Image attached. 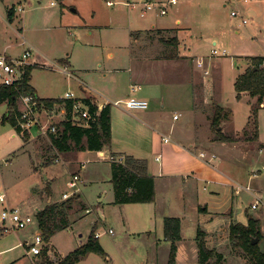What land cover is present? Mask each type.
Returning <instances> with one entry per match:
<instances>
[{"label":"rangeland","instance_id":"1","mask_svg":"<svg viewBox=\"0 0 264 264\" xmlns=\"http://www.w3.org/2000/svg\"><path fill=\"white\" fill-rule=\"evenodd\" d=\"M8 3H13L16 8L24 7L23 12L17 11L16 23L24 29L25 35L39 43L38 49L31 46L29 56V64L32 63L29 84L36 90L38 98H64L66 92L80 95V86L97 96L92 87L96 90L105 88L97 65L110 50L127 40L128 33L123 30L127 24L126 6H107L106 0H0L2 7ZM160 7H164L166 13L158 15L157 19L172 18V22L176 19L181 23L159 35L144 33L145 44L155 43L158 49V39L177 36L187 44V53L192 51L205 59L208 69L206 75L202 74V79L208 83L204 93L209 100L207 109L202 111L204 122L199 128L204 140L180 142L188 147L191 143V149L196 153L200 149L215 153L216 162L224 164V173L252 191L239 189L233 193L229 187L219 186L217 194L210 184H207V190H202L205 180L202 184H189L180 176L168 177L164 171L153 178V201L115 204L110 159L103 160L97 152H75L64 157L51 147L48 134L36 136L32 129L29 136L36 137L33 142H26L13 126L2 120L8 105L0 103V189L6 194L5 202L0 203V211L8 203L31 201L33 204L34 200L37 205L44 206L63 201L64 192L72 193L70 196L78 192L80 195V202L74 205L69 216L75 222L54 234V245L47 242L42 247V251L48 248L46 256L50 261H57L61 257L59 253L67 254L79 247L94 228L105 254L90 252L78 264H168L171 242L163 235L165 216L180 219L174 264H199V230L203 232L206 247L213 250L211 264H252L247 254L241 248L233 247L229 240V225L247 223L248 217L259 220L262 228L257 243L260 249L264 248V148H257L264 144V99L254 110L255 99L249 94L238 96L234 88L236 78L248 65V57L264 56V0H178L176 5H156L157 12ZM232 11L238 14L231 15ZM148 15L136 17L146 21L150 18ZM151 35L157 37L151 41ZM213 37L218 40L215 46L211 43ZM141 43L139 39L132 50L139 51ZM213 49L218 53L212 54ZM223 50L225 55H221ZM60 58L68 59L70 65L64 67ZM85 65L90 69L79 72L78 78L68 74L73 67ZM170 101L171 105L177 106L176 112H181L172 128V134L180 137L182 134L175 127L176 123L192 131L193 119L191 121L187 111L180 110L184 102H176L173 97ZM16 104L20 111L21 104L18 101ZM214 104L230 112L219 129L232 138L224 144L219 140H215V145L212 142L216 137V130L211 125ZM171 105L165 108L164 119L169 122L168 126L175 108ZM39 121L48 125L47 119L39 117ZM55 157L60 159L55 162ZM74 174L79 175L78 192L76 187L69 186ZM180 192H183L181 199ZM49 198L52 200L47 201ZM257 199V207L251 208ZM80 204L89 208L84 217ZM199 205L206 209L201 210ZM22 212L34 221L25 228L0 234V250L12 247L9 252L1 253V264L14 259L12 264H37L41 259V253L37 256L27 253L28 245L23 240L31 241L41 232L36 224V207L28 205Z\"/></svg>","mask_w":264,"mask_h":264},{"label":"crops","instance_id":"2","mask_svg":"<svg viewBox=\"0 0 264 264\" xmlns=\"http://www.w3.org/2000/svg\"><path fill=\"white\" fill-rule=\"evenodd\" d=\"M138 1L140 7H142L141 1L143 0ZM151 1L158 5L162 3L169 4L167 2L168 0ZM177 2L169 5H176ZM26 4H29V2H26ZM10 7H14L12 21H9L7 18V10ZM24 10L25 9L22 6L16 8L13 3L5 4L4 7L0 4V54L19 57L24 50L29 49L30 51L31 46L38 49L37 47L39 46V43L25 35L24 29L16 23L18 22L16 19L17 11L23 12ZM73 11H75V9ZM147 14H149L148 16L150 17L148 20L139 21L136 17L137 15L140 16L139 7H127V24L125 23V28H123V30H126L128 33L126 42L122 44V46L121 44L116 45L114 50H110L107 53V57L97 65L101 73V78L104 80L105 88H99L100 90H96V88L92 87L97 94V96H94L91 92H88L86 88L80 86L81 94H75L84 102V99L89 97L91 102L97 105L98 109H101L104 105H109L110 144L104 146L100 151L82 150L74 151L72 154L74 155L75 152H97V155L100 156V158H103V160H109L108 155L114 156L115 158L124 155H131L135 158L146 160L147 173L153 176V178H155L156 175L160 176V172L163 173L165 171V173L169 175L168 177H172V175L176 177L180 176L184 181L187 180V183L189 184L192 182H200V184H202V181L205 180L206 183L202 184V190H207V184H210L215 188L213 189L214 193H217V189L221 187H229L233 193H237L239 189L246 190L244 185L234 182L233 176L224 173L222 170L224 169V164H218L216 162L217 156L215 153L203 149H200L196 153L191 149V143H189L188 147L187 145H184L183 142H180L183 140L190 141L192 139L204 140L199 128L201 127V122H204V120H202V111L203 109H207L206 105L209 101L208 98H205L204 93L208 83H206V80L202 79V76L208 73V69L205 65V59L199 57L198 54H195V52H192L191 50V52L187 53V44L177 36L169 38L163 37V40L162 38L158 39L159 42H156V45L159 47L158 49L154 46L155 43L151 44L150 42H147L145 44L146 41L142 36L144 33L150 34V32H153L156 33V35H159L162 31L173 30L175 28L174 24L180 25L181 23L180 20L176 19L172 22V18L168 20L157 19L158 15L161 14H159L156 9L149 11ZM147 14L140 17H145ZM21 19H23V17H20V20ZM13 25H15V27ZM60 27L63 28L62 23L60 24ZM155 37L157 36L151 35L150 40L152 41ZM172 38L176 40V43L171 41ZM139 39L142 41V48L139 51L134 52L132 46H134V43ZM217 42L218 40L215 37L211 39L213 46L217 45ZM253 56L255 55L250 57ZM60 59L58 60L61 61ZM62 62L64 63V67L70 65L68 59H63ZM37 64L41 65L39 63ZM28 66H32V63L28 64ZM89 69L90 67L87 65L79 66L78 68L73 67L68 74L72 78H78L77 74L79 72L87 71ZM123 82L124 85L122 86L121 84ZM132 87H135V90H132ZM92 88L90 89L92 90ZM34 91L36 92V90ZM242 94L247 93L243 92L240 95ZM129 96L146 100L148 102V107L146 109L135 110L127 108L123 101ZM172 97L176 102H184V106H182L180 110L187 111L191 116V121L193 119L191 126L194 129L192 131H188L183 125H177L176 123L175 127L179 129L182 134L180 137H176L172 134L173 122H177L181 115V112H176L175 110L177 109V106L171 105L172 102L170 99ZM253 99H256V97H253ZM116 101L121 102L116 103ZM170 105L175 108L173 109L172 123L168 126L167 124H169V122L165 121L164 116L165 108ZM41 111H44L46 114H42ZM66 114L67 111L64 103L56 104L50 109L42 107L39 110V117H42L45 120L47 119L48 124L58 123L66 117ZM174 115H178V117L174 119ZM49 118H51V120ZM31 129L35 132V128L32 127ZM29 133L31 136V130L28 132V139L25 141L33 142V139L38 136V134L35 133L36 136L32 138L29 136ZM163 137H168L169 140L164 142ZM212 142L215 145V139ZM220 142L221 144H224L226 141ZM257 148L261 149L259 146ZM200 153H203L204 156L199 157ZM147 155H151V157L148 158ZM109 162L111 161L109 160ZM42 163L44 162L42 161ZM81 165L83 166L84 163L82 162ZM253 173L255 174V172ZM75 190L78 192V187H76ZM246 191L251 193L252 190L249 187V190ZM77 195H79V192ZM182 196L183 192H180L179 199H181ZM49 200L52 199L49 198L47 201ZM79 200H81L80 195ZM33 202L34 203L31 204V201H21L20 204L8 203L6 205L8 207L18 208L21 212L22 210H26L28 205L35 206L36 210L43 207L37 205V202L34 200ZM182 203L184 204V202ZM203 209L205 210L206 206H203ZM83 210L81 216L83 215L84 217L88 214L89 208L84 206ZM98 212L101 218H103L102 211L99 209ZM70 221V226L62 230L68 229L71 227L72 223L75 222L73 219H70ZM1 227L2 225L0 223V231H2ZM260 227L262 228V226ZM0 234L3 235V232H0ZM54 234L49 238V241H47L50 245H54L52 243V237ZM23 240L25 244L30 243L27 238H24ZM86 240L82 244H84ZM11 248L12 247L2 248L0 250V255L1 253L9 252ZM59 254L61 257L66 255V253ZM14 260L8 264L14 263ZM78 263L79 261L76 264Z\"/></svg>","mask_w":264,"mask_h":264},{"label":"trees","instance_id":"3","mask_svg":"<svg viewBox=\"0 0 264 264\" xmlns=\"http://www.w3.org/2000/svg\"><path fill=\"white\" fill-rule=\"evenodd\" d=\"M14 7L7 10V18L12 21ZM171 41L176 43L175 39ZM264 56L248 57V65L238 75L234 82V88L239 96L245 92L251 97H256L253 103V109L256 110L261 105L264 99V66L261 65ZM31 66H26L24 73L23 86L25 90L32 92L35 95L37 103L45 108H52L56 104L64 103L67 111L66 117L55 124V131L48 133L51 147L58 154L64 157L71 156L74 151L91 150L100 151L104 146L109 145L111 141L110 133V108L109 105H104L98 109L97 105L91 102L89 97L84 100L89 105V110L92 114L96 111L94 119L87 126L81 125L72 119L71 105L72 100L62 98H47L40 99L36 92L29 84ZM17 92L13 86H0V103L6 102L8 111L3 117V121H7L17 133H20L24 140L28 139L27 130H22L19 125L20 111L17 108ZM229 110L214 104V112L211 118V125L216 130L215 140L232 141V138L222 133L217 128L221 122L228 119ZM61 156V155H60ZM122 161H111V183L114 193V203H144L151 202L154 199V179L153 176L147 173V163L145 159L135 158L131 155L122 156ZM79 201V195L64 199L61 202L46 203L42 208L36 210L35 218L41 234L46 241L57 231L70 226V212L74 205ZM81 209L84 206L80 204ZM204 210L203 207H200ZM260 234V223L256 218L248 217L247 224L231 223L229 225V240L235 248H241L249 257L252 264H264V248L260 249L258 243L251 244L252 236ZM163 235L168 239L170 244V255L168 264H174L176 253V240L180 236V219L173 216H165L163 219ZM198 248V263L211 264L214 253L205 245L203 232L198 231L197 235ZM48 248L45 247L41 252V259L37 264H76L88 253L95 252L104 255L94 228L90 230L87 240L84 244L75 248L66 255L60 257L57 261H50L46 256ZM219 257V256H218Z\"/></svg>","mask_w":264,"mask_h":264},{"label":"built area","instance_id":"4","mask_svg":"<svg viewBox=\"0 0 264 264\" xmlns=\"http://www.w3.org/2000/svg\"><path fill=\"white\" fill-rule=\"evenodd\" d=\"M169 4H175L177 0H168ZM142 7H140L138 0H106V4L109 6L115 4H123L129 8L139 7L140 16H144L151 10H154L156 3L151 0H143L141 1ZM164 3H162L163 5ZM159 14H165L166 10L164 7H160ZM236 11H232L231 15H237ZM245 20H243L244 22ZM217 50L213 49L212 54H217ZM226 51L223 50L221 55H225ZM30 56L29 49L24 50L19 57H11L6 54H0V86L9 87L13 86L17 92L18 102L21 104L20 109V118L19 125L22 130H27L30 132L31 128H35V133L38 135H47L48 133L55 131V124L50 123L48 125L43 124L39 121V110L42 108V105L37 103L35 99V95L25 90V86H23L24 73L26 66H28V58ZM264 66V60L261 63ZM132 90H135V87H132ZM62 99H70L72 100L71 105V114L72 119L80 123L81 125L87 126L90 121L94 119V116L97 114L96 111L92 114L89 110V105L77 97L73 92H66L64 94V98ZM121 101H116L119 103ZM124 104L129 109H146L148 107V102L144 99H139L134 96L127 97L124 101ZM178 115H174L173 118L176 119ZM169 140L168 137H163V141L167 142ZM204 154L200 153L199 157H203ZM110 161H122V157L115 158L114 156L108 155ZM60 157H55L54 161H58ZM78 175H72L71 180L69 181L70 187H76L78 181ZM246 190H249V187H245ZM72 194V193H71ZM71 194L63 193L62 197L64 199L68 198ZM6 195L3 190L0 189V203L5 202ZM257 199L254 203L251 204V208H256L258 204ZM0 221H1V230L2 232H7L10 229H22L25 228L29 223H32L34 219L27 214H23L18 208L5 206L0 211ZM111 231V230H110ZM98 236L97 233H95ZM47 241L44 240L43 235L37 234L34 239L28 243L27 253L38 255L42 252V247L45 246Z\"/></svg>","mask_w":264,"mask_h":264},{"label":"water","instance_id":"5","mask_svg":"<svg viewBox=\"0 0 264 264\" xmlns=\"http://www.w3.org/2000/svg\"><path fill=\"white\" fill-rule=\"evenodd\" d=\"M74 10V9H73ZM221 127L219 126L218 127V130L220 129ZM259 147L261 148H264V144H259ZM258 242V235H257V230L255 231V235L252 236V239H251V244H255Z\"/></svg>","mask_w":264,"mask_h":264}]
</instances>
